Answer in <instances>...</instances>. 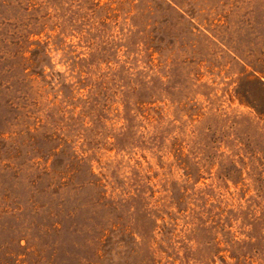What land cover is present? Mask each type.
<instances>
[{
    "label": "rangeland",
    "instance_id": "rangeland-1",
    "mask_svg": "<svg viewBox=\"0 0 264 264\" xmlns=\"http://www.w3.org/2000/svg\"><path fill=\"white\" fill-rule=\"evenodd\" d=\"M0 264H264V0H0Z\"/></svg>",
    "mask_w": 264,
    "mask_h": 264
}]
</instances>
